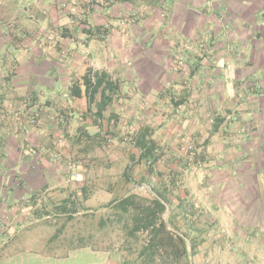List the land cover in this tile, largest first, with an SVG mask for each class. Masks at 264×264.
Here are the masks:
<instances>
[{
  "label": "rangeland",
  "instance_id": "obj_1",
  "mask_svg": "<svg viewBox=\"0 0 264 264\" xmlns=\"http://www.w3.org/2000/svg\"><path fill=\"white\" fill-rule=\"evenodd\" d=\"M115 2L106 0L105 3L112 5ZM136 2L148 6L143 0ZM160 2L152 0V8H142L123 17L139 20L143 27L151 25L152 31L164 24L167 28L160 29L159 33L152 32L153 36L156 39L161 37L166 42L177 41L176 51L172 50L171 55L161 57L158 66L146 65V80L139 79L135 85H129L124 95L119 93L101 118L94 116L97 101L89 103L84 91L83 97L78 100L84 105V110L75 119L72 116L70 120L65 118L54 140L59 153L57 162L63 168L61 177L68 185L42 192L39 200L30 206L27 226L21 234L24 239L11 243L5 252L0 253V264H264V222L260 221V212L255 213L254 209L247 207L248 202L240 201V194L234 190L236 185L229 183L236 176V173L232 174V178L229 176L233 171L229 162L244 147L241 139H261L260 135L252 137L250 134L258 130L257 116L253 113L248 116L252 122L249 130L244 133L239 130L245 119V110L230 105L233 100L237 104L244 103L240 100L244 90L242 83L236 79L233 65L227 59L218 63L219 68L227 71L228 96L223 98L230 104L224 103L226 107L214 113L216 119H203L200 135L192 136L188 129L182 128L179 123L185 119L177 112L172 115L174 125L152 127L153 121L159 125L160 121L169 118L171 110L163 102H154L152 71L159 67L165 73L169 66L170 76L191 77L195 70L191 72L193 67L187 63V59L194 60L196 64L193 65L199 63L200 66L201 60L212 57V45L203 42H207L211 32L200 40H193L197 45L187 46L181 35L170 28L171 24H179V15L176 18L170 6ZM91 4L84 8L71 6L70 13H82L85 17L93 9L103 10L102 6L93 7ZM230 36L228 31L222 35L227 41ZM227 44L226 53L237 56L239 50H235L231 43ZM82 49L85 53V48ZM152 53L157 54L154 48ZM89 54L88 57L85 55L89 60L88 69L97 70ZM121 72L122 78L138 73L133 70L127 74L126 69ZM109 73L120 79L113 71ZM206 73L201 75L205 76ZM80 84L83 85L82 80L71 82L70 96H65L66 92L62 90V114L77 97L72 95L71 87ZM209 85L211 87L212 82ZM191 86L194 88L193 82ZM257 89L258 94L264 95L260 87ZM130 91L134 94L130 95ZM254 95L252 93L245 97L244 105L256 104L258 98ZM218 100L221 101V98ZM210 103L213 108L214 102ZM160 104V109L155 107ZM89 106L91 111L88 110ZM119 106L124 116L116 112ZM88 120L94 124L92 135L82 126V122ZM261 123H264V114ZM215 124L228 129L219 130L216 135ZM146 127L149 128L148 139L155 141L157 147L158 159L152 167L145 160L135 159L139 153L134 144L135 135ZM213 134L216 137H212ZM115 136L120 139H113ZM250 149L256 151L258 143L255 146L251 144ZM219 153L221 161L228 162L224 168L227 176L221 177L225 183H219L213 176ZM157 191L167 194L171 201L162 213L169 230L191 240L181 260H174L165 253L154 256L152 249L148 248L152 239L150 229L132 232L134 210L125 213L110 204L133 194L138 197L139 204L149 205Z\"/></svg>",
  "mask_w": 264,
  "mask_h": 264
},
{
  "label": "crops",
  "instance_id": "obj_2",
  "mask_svg": "<svg viewBox=\"0 0 264 264\" xmlns=\"http://www.w3.org/2000/svg\"><path fill=\"white\" fill-rule=\"evenodd\" d=\"M136 1L116 0L106 5V0H0V253L11 243L24 239L21 234L27 226L30 206L39 200L42 192L68 185L61 177L63 168L57 162L59 153L54 140L64 119L77 118L85 108L78 101L84 95V86L80 84L82 96H74V104L64 109V114L61 110L62 90L65 96H70L71 82L81 81L89 66L88 54L98 71H113L124 81L120 91V95H124L129 85H135L139 79L146 80L150 64L158 66L161 57L176 51L177 41L166 42L153 36L152 32L159 33L160 29L167 28L164 24L152 31L151 25L143 27L141 21L123 17L142 8H152V0H143L148 6ZM160 1L170 6L175 17L179 15V24H171L170 28L181 35L186 45H197L193 40H200L211 32L208 43L202 41L212 45V57L201 60L200 66L187 59L193 67L191 72L195 70L191 77L170 76L169 66L165 73L159 67L152 71L154 102H163L171 109L169 118L159 125L153 121L152 127L174 125L172 115L177 112L185 119L179 125L188 129L192 136L200 135L203 119H216L214 113L226 107L224 103L230 104L223 98L228 96L227 71L218 65L220 60L227 59L244 90V98L240 97L244 103L237 104L233 100L230 105L245 110L239 130L243 133L249 130L252 122L248 116L253 113L257 116L258 121H254L258 122V130L250 134L261 138L241 139L244 147L229 162L233 167L229 176L236 173L229 183L236 185L234 190L240 194L239 200L248 202L247 207L255 213L260 212V221L264 222V123H261L264 114V98L261 97L264 95L258 94L257 89L260 87L264 91V0ZM90 3L93 7L102 6L103 10L93 9L85 17L82 13H70L71 6L84 8ZM226 31L231 33L228 41L222 37ZM227 43L239 50L237 56L226 53ZM153 48L157 54L152 53ZM125 69L127 74L133 70L138 73L122 78L120 70ZM205 71L207 75L202 76ZM252 93L258 98L257 103L244 105L245 97ZM155 107L160 109L161 104ZM116 112L125 115L120 106ZM197 118L200 119L197 121ZM93 125L90 120L82 122L90 135ZM214 126L216 135L219 130L228 129ZM256 143L258 149H250L251 144L255 146ZM221 159L219 153L213 176L219 183H225L221 177L227 176L224 168L228 162Z\"/></svg>",
  "mask_w": 264,
  "mask_h": 264
},
{
  "label": "trees",
  "instance_id": "obj_3",
  "mask_svg": "<svg viewBox=\"0 0 264 264\" xmlns=\"http://www.w3.org/2000/svg\"><path fill=\"white\" fill-rule=\"evenodd\" d=\"M81 80L84 91L89 98V103L97 101V111L94 116L97 118L103 117L104 111L120 93L122 82L106 70L97 71L92 68L88 69ZM71 93L74 96L81 97L82 89L78 85H73ZM88 110L91 111L90 106ZM148 134L149 128L146 127L135 135L134 144L137 152H139L138 158L135 157V159L145 160L152 167L158 159L156 155L157 147L155 141L148 139ZM137 198L136 195L130 194L110 204H114L115 207L125 213L134 210L135 225L132 232L150 229L152 239L148 248L152 249L154 256L165 253L173 257L174 260H181L186 254L188 242L191 240L188 241L183 234H175L170 231L167 222L162 219V213L166 211L167 206L171 203L168 195L157 191L156 197L152 199V205L139 204Z\"/></svg>",
  "mask_w": 264,
  "mask_h": 264
}]
</instances>
